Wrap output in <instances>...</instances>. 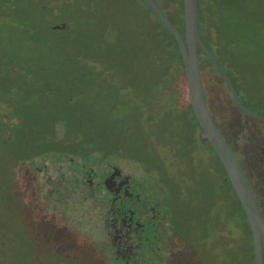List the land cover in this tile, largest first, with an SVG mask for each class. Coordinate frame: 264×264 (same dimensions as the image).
<instances>
[{"label":"trees","instance_id":"16d2710c","mask_svg":"<svg viewBox=\"0 0 264 264\" xmlns=\"http://www.w3.org/2000/svg\"><path fill=\"white\" fill-rule=\"evenodd\" d=\"M33 1L48 19L56 18L47 27L57 35L54 42H63L55 45L48 40L40 56L10 55L0 63L6 65L0 69V184H12L15 193L11 192L16 196L24 192L22 182L17 179L23 173V165H27L30 171L24 172L25 177L29 183L36 180L48 198L58 193L51 187L59 184L63 176L61 167L66 163L92 167L98 155L101 159L126 157L140 165L141 189L159 204L164 221L181 239L171 264H186L187 240L193 249L204 248L203 263L196 262L192 250L190 264L221 261L233 264L236 256L230 247L228 227L234 224L245 233L246 240L240 242V249L254 264L251 230L244 211L192 111L177 42L157 15L144 0L141 1L146 10L136 1L133 4V0H127L125 4L131 6L130 12L122 6V0ZM176 1L156 3L184 35L183 1ZM199 1L200 36L210 50L221 29L216 17L219 3ZM205 6L208 15L203 12ZM147 11L155 17L154 21L149 20ZM28 45L33 48L32 44ZM198 56L200 67L214 71L229 96L224 102L214 98L219 112L218 122L214 121L233 151L240 153L237 158L250 186L253 183L264 189V132L258 125L246 126L240 116L234 120V109L241 115L254 117L237 106L224 79L200 46ZM227 66L228 71L222 68L246 106L238 92L239 78L232 65ZM196 130L199 140L195 138ZM243 136L246 141L240 145ZM199 144L204 148V156L197 154ZM46 161L52 164L51 168ZM78 180L74 178L69 183V195H73L72 185ZM75 190L74 195L80 198V189ZM263 193L261 190L260 211L264 219ZM24 199L20 197V202L28 213ZM77 202L64 198L61 204L69 203L71 207L67 209L68 222L95 230L105 208L95 200L82 197ZM51 208L56 209L50 204ZM29 212L34 241L43 248L47 244L54 246L60 258L69 256L73 240L61 242L54 232L46 233L49 227ZM48 223L55 230L52 222ZM219 242L220 259L214 252ZM150 249L151 245L147 244V257L139 260L135 255L129 262H105L94 250L90 261L91 264H151Z\"/></svg>","mask_w":264,"mask_h":264},{"label":"rangeland","instance_id":"374dc122","mask_svg":"<svg viewBox=\"0 0 264 264\" xmlns=\"http://www.w3.org/2000/svg\"><path fill=\"white\" fill-rule=\"evenodd\" d=\"M122 1V6L128 8L127 12H130L131 6L125 4L127 0ZM134 1L143 10H146L141 0H138V2L137 0H133V4ZM155 1L160 4L161 0ZM172 1L177 3L176 0ZM7 2H9L8 6L5 5ZM197 2L200 7V1L197 0ZM218 3L216 17L219 20L218 24L221 25V29L219 33H216L214 39L216 44L214 42L210 46V50L227 71L229 70L227 64L232 65L230 66L232 71L239 78V85L237 86L239 95L248 109L264 116V0H218ZM172 10L173 8H170V11ZM207 11L205 6L203 11L205 15H208ZM147 14L149 20H155V17L149 11H147ZM55 21H57L56 18L48 19L44 13L40 12L33 0H0V63L8 60V56L10 55H17L19 57L29 55L40 56L45 42L57 40V35L54 36L51 33V27H47L48 23H55ZM62 42L60 40L54 42V44L60 45ZM28 43L32 44L33 48ZM29 51H34V53ZM5 66L0 65V69ZM27 68L28 66H25V69ZM201 76L204 90L208 94L205 93L208 108L214 120L218 122V108L214 105L215 99L223 101L229 98V96L223 84L218 81L217 74L211 71L210 68H201ZM234 116V120L240 116L246 126L258 125L260 131L264 132V122L241 115L235 109ZM191 123L197 129L195 122L191 120ZM229 126L225 128L227 131L229 130ZM195 138L199 140V132L197 130ZM245 141V136H243L240 145ZM199 147L197 154L204 156L205 151L203 146L199 144ZM235 154L239 158L240 153L237 151ZM47 163L48 161H46ZM108 163H112L123 169L132 178L140 179L143 176L142 168L133 160H129L126 157L101 159L100 155H98L92 166L96 170V181H98L97 178L103 173L104 168H107ZM50 165L52 164L48 163V166ZM65 165V171L73 168V166L81 167L78 164L71 166L69 163H66ZM29 171V167L23 165V173L18 177L17 182L20 180L25 190L18 196L12 193L15 189V187H11L12 184L8 182L0 184V264H91L90 256H92L94 250L96 251V256L104 257V255H108L106 249H103V246H99L97 239H93V235L96 238V233L98 236H101L98 231L84 228L81 226L82 224H79L80 226L75 225V223L72 226L66 224L69 219L67 209H71V207L69 203L65 204V206L61 205L64 202V198L70 199L76 204H78L77 201L79 200L75 195H68L66 193L71 180L68 178V174H65L61 186L57 188L56 184L52 185L51 189L54 191L58 190V193L47 198L42 193L43 188L41 185L36 184V180L29 183L24 173H29ZM34 176L35 174H33V178H35ZM251 186L261 209L260 193L264 189L262 185L258 187V185L254 186L251 183ZM20 197L25 198L24 201L27 203L25 208L29 211L31 210L36 219H46L47 221L53 219L58 226L61 225L59 224L61 222L63 226H66L64 231L71 230L75 235H78L75 237L76 240L68 235L62 236L61 231L53 230L50 228L51 225L49 223H44L49 227L46 233L54 232L61 242H71L73 240L74 243L71 242L73 247L69 251V256L60 258L57 255L58 250L56 248L55 252L54 246L47 244L43 248L41 243L39 244L34 241L36 236L31 231L33 224L31 219L28 218L30 216L27 217V215L31 214L29 211L27 213L24 209V205L20 202ZM50 203L56 209H49ZM92 206L89 204V207ZM62 208H64L63 214L61 213ZM228 228L230 229L229 238L232 239L230 247L235 254L234 256H236L233 264H251L244 256L242 248L240 249L242 245L240 242L246 240L245 233L236 224L230 225ZM173 241L175 251L179 245V241L177 237H174ZM218 248L221 251L220 242ZM50 256L54 261L57 260V262L53 263V259ZM220 264H222V261Z\"/></svg>","mask_w":264,"mask_h":264},{"label":"flooded vegetation","instance_id":"af4514ba","mask_svg":"<svg viewBox=\"0 0 264 264\" xmlns=\"http://www.w3.org/2000/svg\"><path fill=\"white\" fill-rule=\"evenodd\" d=\"M65 168L66 166L61 167L63 176L59 184H56L57 188L63 184L64 176L67 173L68 178L71 179L70 182L74 178L79 179L76 185H72L71 193L73 195L76 193L75 188L80 189L79 195L82 199L95 200L97 204H102L105 208L103 215L100 216V223L93 230L101 234V236H98L96 233V238L93 235V239H97L99 246H103V249L111 254V256L104 255V257H100L103 261L129 262L135 255L138 256L139 260H142L148 253L145 250L147 244H149L151 245L149 260L152 264H171L181 245V239L173 232L170 224L164 221L165 217L161 213L159 204L152 196H148L143 192L140 179L132 178L131 175L126 174L123 169L112 163L107 164V168H104L101 176L97 178L98 181L95 179L96 170L92 167L73 166L67 171L64 170ZM81 197L78 199H81ZM42 221L44 223L52 222L54 229L61 231L62 235H69L74 239L78 236L71 230L64 231L66 226H63L61 222L59 223L61 225L58 226L53 219L48 221L42 219ZM66 224L72 226L70 222ZM174 237H177L179 241L175 251V246H173ZM197 248H192L190 240L185 241L186 264L192 262L189 258L192 250L196 262L203 263L202 249L204 248L200 246ZM214 252L215 256L220 259V249L216 247Z\"/></svg>","mask_w":264,"mask_h":264},{"label":"water","instance_id":"95a60500","mask_svg":"<svg viewBox=\"0 0 264 264\" xmlns=\"http://www.w3.org/2000/svg\"><path fill=\"white\" fill-rule=\"evenodd\" d=\"M182 1L184 35L162 11L155 0H144L148 7L157 15L165 27L172 33L177 42L184 66L188 97L192 111L204 135L222 163L244 211L251 230L254 264H264V219L248 178L242 166L240 165L235 152L233 151L224 134L215 123L214 118L208 108L201 76L198 46L203 49L206 56L224 79L237 106L248 115L259 120L264 121V116L257 114L244 106L232 81L211 51L204 44L200 36L197 0Z\"/></svg>","mask_w":264,"mask_h":264}]
</instances>
